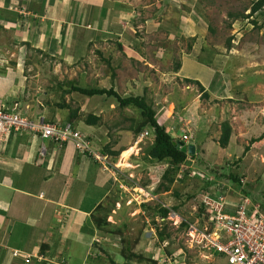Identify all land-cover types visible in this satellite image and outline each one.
I'll return each mask as SVG.
<instances>
[{"label": "rangeland", "instance_id": "374dc122", "mask_svg": "<svg viewBox=\"0 0 264 264\" xmlns=\"http://www.w3.org/2000/svg\"><path fill=\"white\" fill-rule=\"evenodd\" d=\"M59 1L57 7L47 6L45 16L55 12L56 27L60 24L58 29L64 33L60 43L53 35L54 24L47 25L49 28L42 24L41 34L46 32L48 39L35 50L21 48L17 37L0 32V72L4 74L0 85L5 95L0 94V106L17 103L23 113L40 115L44 121L54 116L61 125L67 122L69 110L76 109L72 127L87 137L95 153L101 154L107 144L113 150H125L115 162L104 155L109 166L96 161L100 171L92 164L79 169V184L89 180L93 168L96 178L84 204L88 210L95 206L90 212L96 220L90 218L87 224L92 233L89 243L80 246L72 239L52 246L50 239L34 252L43 254L49 260L46 264H224L217 256L206 258L196 252L181 223L196 221L201 195H205L204 180L214 183L207 187L208 194L223 195L228 210L229 204L247 197L242 191L250 193L251 203L262 204L264 209V76L251 72L261 68L264 73V14H255L247 22L229 16L247 15L256 0ZM87 3L106 8L101 26L99 22L89 24L93 19ZM82 5L83 10L79 9ZM86 10L88 16L84 17ZM76 27L79 33L67 42ZM38 31L37 25L33 26L30 34H23V41L37 43L34 37ZM228 38L232 39L230 50L226 49ZM176 65L179 68L174 72ZM185 79L197 80L208 96L203 97L198 87ZM71 81L81 87H113L121 97H144L159 124L174 139L188 137L185 145L194 146V159L180 166L168 192L157 191L165 184L161 176L167 163L146 156L150 133L145 136L144 130L134 137L129 130L130 119L137 120L134 124L139 126L138 112L118 109L112 98L86 99L65 93ZM259 82L263 87L252 92ZM244 86L250 91L245 92ZM88 114L100 116V124L86 127ZM224 121L230 125L231 136L222 149L217 141ZM129 148L132 152L126 156ZM223 174L238 176L240 187L216 178ZM67 189L70 193L71 187ZM188 196L195 199L187 200ZM159 206L176 208V215L160 218ZM158 231L165 234L162 241ZM129 252L135 255L130 262L125 257Z\"/></svg>", "mask_w": 264, "mask_h": 264}, {"label": "crops", "instance_id": "0c3cea01", "mask_svg": "<svg viewBox=\"0 0 264 264\" xmlns=\"http://www.w3.org/2000/svg\"><path fill=\"white\" fill-rule=\"evenodd\" d=\"M57 1L0 0V32L41 49L48 39L46 32L41 34L42 24H46L47 28H49L47 25L54 24L56 32L53 31V35L60 43L63 41L64 33L61 35L62 32L58 29L60 24L56 27L58 18L55 12L50 17L45 16L47 6L54 4L56 6ZM91 5L90 3L85 5L88 6V12L93 19L89 24L95 22L98 25L100 6ZM83 6H76L75 15L78 7L81 9ZM85 16H88L87 10ZM36 25L39 33L34 38L37 37L38 42L23 41V34L25 32L30 34V29ZM61 25L65 28L64 23ZM8 27L12 28V31H9ZM74 31L75 28H72L67 42L70 36L73 38ZM20 46L24 47L21 44ZM260 66H263L262 63ZM252 69L251 72L257 76H264L261 68ZM2 77L3 75L0 77V83ZM0 87V94L4 95L2 84ZM255 87L262 88L263 85L259 82L251 89L252 92ZM247 90L249 89H244L245 92ZM67 144L63 151H59V146L46 141L44 143L46 153L41 155L40 150L43 149L41 140L23 131L6 136L0 143V264H30L28 262L33 260L40 262L39 264L49 263L43 254L38 255V251L34 250H37L42 242L50 239L54 241L52 246L73 240H77L80 246L89 243L92 233L89 232L87 224L95 206L88 210L84 208V204L90 184L96 182L92 175L94 168L87 176L88 182L85 180L79 184L76 178L77 175L80 176L79 169L87 164L88 167H92L89 164L94 165L99 171L101 166L87 157L86 163L83 156L73 167L75 150L71 143ZM92 177L95 179L93 182L90 181ZM68 187H71L70 193ZM31 235L33 239L29 241Z\"/></svg>", "mask_w": 264, "mask_h": 264}, {"label": "built area", "instance_id": "2783aa9c", "mask_svg": "<svg viewBox=\"0 0 264 264\" xmlns=\"http://www.w3.org/2000/svg\"><path fill=\"white\" fill-rule=\"evenodd\" d=\"M28 110V109H27ZM20 131L31 134L42 141L48 140L57 146L71 143L74 150L91 155L102 166H109L104 155L95 153L86 137L69 123L57 125L47 123L40 115H28L14 103L0 107V143L10 134ZM147 132H145V136ZM182 141H188L183 136ZM40 150L45 155L44 144ZM204 213L195 222L186 223L188 241L199 254L206 258L224 261V264H264V214L244 197L226 208L223 195H201ZM173 217L175 213H170Z\"/></svg>", "mask_w": 264, "mask_h": 264}, {"label": "trees", "instance_id": "16d2710c", "mask_svg": "<svg viewBox=\"0 0 264 264\" xmlns=\"http://www.w3.org/2000/svg\"><path fill=\"white\" fill-rule=\"evenodd\" d=\"M101 9H102V13L99 14V18H98L99 26H101L103 24L104 18L106 15V8L104 6L100 7V12H101ZM263 10H264V0H256V1L251 2V5L249 7V13L247 15H239V13H235V14H229V16L234 17V18L240 16V18L244 19L247 22L248 19L252 18L255 14L262 16V14H264ZM251 23L254 26L256 23V20L251 21ZM209 30L212 31V29H210V28H209ZM77 31H78V29L75 28V31L73 33L74 38L77 35ZM61 35H63V32ZM231 40H232L231 38H228L226 41V49H228V50H230V48L232 46ZM20 44L22 46L28 48V49L31 48V49L35 50V48L31 47V45L27 42H21ZM38 52H39V54H42L45 58L50 59V57L46 53L42 52L41 50H39ZM106 62L109 65L108 59L106 60ZM178 68H179V65H176L174 72H177ZM0 74L4 75L2 73V71L0 72ZM111 78H114V74H111ZM185 81L195 84L198 87L199 91L202 92L203 97L208 96V94L204 90V87L197 80L185 79ZM61 86L62 85L58 86V89L62 90ZM66 87H67V89L64 91L65 93L75 94V95H78L79 97H83V98H86V97H88V98L102 97V96L105 98H112L115 100L118 109L124 110V109L129 108V109H135L138 112L139 120H141L139 123V126H135L136 124H134L137 122V120L133 121V119H130L131 125L129 126V130H131V132H133L134 137H138L140 135V133H142V131L147 130L146 136H148L149 133H150L149 135H151L150 145L146 148L147 158L149 160L157 162V163L166 162L168 165L167 168L162 173V176H161V178L165 182V184H163V183L160 184L157 187V191L162 190L161 192H168L170 190L169 189L170 186L173 185V182L175 181V176L179 172L180 166L183 165L184 163L188 162L187 160L189 158L194 159V155L189 156L187 153H185L181 150V147L186 146L183 143V141L174 139L173 136L170 135L165 130V128L159 124V122L157 121V118H156V113L153 110L152 106L146 101V98L138 97V96H136V97H134V96L121 97L116 93V91L113 89V87H110V88H96V87L90 88V87H86V86L81 87L80 85H78L76 82H73V81L67 83ZM57 106L60 109L68 108L66 105H57ZM55 112L56 111H54V113ZM77 115L78 114H77L76 109L75 110L70 109L66 123H69L70 125L75 127L74 121H75ZM53 119H54V116H52L51 120H46V122L47 123H53V124L58 123V125H61L59 122H55V120H53ZM100 121H101L100 116L88 114L85 117L84 123H85L86 127L93 128V127H96L97 125H99ZM134 127H135V129H134ZM145 127H147V128L143 129ZM230 136H231L230 125H229L228 121H224L221 125V134H220V137L217 141V144L219 145L220 148H222V149L226 148V146L229 142ZM86 139H87V137H86ZM250 141L251 142L258 141V138L250 140ZM66 145H68V144L63 143L60 146L59 151H63L64 148H66ZM124 150H125V148H122V147H120V149L113 150L107 144V145H105L103 150H101L102 152L100 151V153L102 155L109 157V160L111 157L113 159V161L115 162L118 155ZM247 150H248V147L245 148V151H247ZM74 152H75V154L73 156V158H74L73 167H75L78 164L79 159L82 158L83 156L87 157L90 160H93L91 155L88 154L87 152L80 153L76 150ZM216 178H218V179L224 178L226 180H229V181L237 184L238 187H240V185H241L240 178L236 175H232V174L224 175L223 174L220 176H216ZM204 182H205V185H204L205 190L204 191L202 190V193L207 194L208 193L207 187H209L210 185H213L214 183L211 181H208V180H204ZM242 194L247 196V198L250 196V193H247L246 191H242ZM187 198H188L187 200H190V199L194 200L195 196H188ZM242 198H244V197H242ZM251 204L252 205L250 206L251 207L250 209L252 210L254 208L253 205H255L256 203L254 204L252 201ZM256 205H258V204H256ZM261 206H263V205L262 204L258 205V209L260 210L261 213L264 214V209L262 210ZM173 210H176V208L171 209V208H165V207L159 206L158 215L160 216V218H166L168 216V214L170 213V211H173ZM202 213H204L203 204H201L199 206V208L197 210V214L195 217L199 218ZM92 215L93 214H91V218L93 220H96L94 216L92 217ZM96 223H98V221ZM186 226H187L186 223H184V222L181 223V228H184ZM163 237H165L164 232L158 231V240L160 239L162 241ZM125 257H126L127 261L130 262L133 258H135V255L133 253L129 252ZM41 264H46V262H41Z\"/></svg>", "mask_w": 264, "mask_h": 264}, {"label": "water", "instance_id": "95a60500", "mask_svg": "<svg viewBox=\"0 0 264 264\" xmlns=\"http://www.w3.org/2000/svg\"><path fill=\"white\" fill-rule=\"evenodd\" d=\"M181 150L183 152H186L187 151V153H188L189 156H192L195 153L194 146H192V145H188L186 147H181Z\"/></svg>", "mask_w": 264, "mask_h": 264}, {"label": "bare ground", "instance_id": "6f19581e", "mask_svg": "<svg viewBox=\"0 0 264 264\" xmlns=\"http://www.w3.org/2000/svg\"><path fill=\"white\" fill-rule=\"evenodd\" d=\"M135 150V149H134ZM102 152V151H101ZM132 152V149L131 148H129L127 151H126V156H129L130 155V153Z\"/></svg>", "mask_w": 264, "mask_h": 264}, {"label": "clouds", "instance_id": "9594fccd", "mask_svg": "<svg viewBox=\"0 0 264 264\" xmlns=\"http://www.w3.org/2000/svg\"><path fill=\"white\" fill-rule=\"evenodd\" d=\"M46 141H48V140L42 141L41 144H44ZM183 143H184V142H183ZM184 144H185V143H184ZM187 154H188V153H187ZM172 212H173V211H170V213H172ZM170 213L168 214V216H172ZM173 213H174V212H173ZM168 216H167V217H168Z\"/></svg>", "mask_w": 264, "mask_h": 264}]
</instances>
